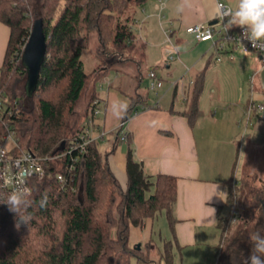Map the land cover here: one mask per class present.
<instances>
[{
    "label": "trees",
    "instance_id": "1",
    "mask_svg": "<svg viewBox=\"0 0 264 264\" xmlns=\"http://www.w3.org/2000/svg\"><path fill=\"white\" fill-rule=\"evenodd\" d=\"M148 1L0 0V22L11 30L0 76V143L8 127H13L18 148L12 153L31 151L44 159L58 156L62 144L67 151L94 114V101L100 99L96 84L106 78L107 70L134 63L139 85L145 75L156 73L152 67L144 73L147 44L133 30L137 8ZM37 20L43 23L47 54L27 106L15 89L27 76L22 54ZM93 34L103 62L89 74L82 55ZM87 91L85 124L73 130L70 117ZM130 99L131 110L137 104L150 108L137 93ZM201 113L195 99L184 114L192 124ZM121 137L118 132L111 152H101L94 141L86 153L73 155L79 156L78 162L67 155L45 164V177L31 181L29 226L17 228L14 214L0 206V264H132L133 259L137 264H157L160 259L173 264L172 242L161 251L153 249L151 240L138 251L131 246L130 232L132 227L143 229L162 212L174 231L178 178L146 174L129 144L123 187L108 160L125 142ZM57 171L64 173L65 183L57 180ZM44 195L47 205L41 208ZM227 201L229 214L221 215L217 224L222 232L217 264H242L251 252L249 236L257 231L264 234V179L246 174L240 184H231ZM235 216L239 223L231 225Z\"/></svg>",
    "mask_w": 264,
    "mask_h": 264
},
{
    "label": "crops",
    "instance_id": "2",
    "mask_svg": "<svg viewBox=\"0 0 264 264\" xmlns=\"http://www.w3.org/2000/svg\"><path fill=\"white\" fill-rule=\"evenodd\" d=\"M218 1L189 0L183 11H178L181 0H163L161 10L158 0L156 6L143 7V17L136 15L134 32L142 22L141 28L137 26L141 36H137L152 43L155 31H149L146 26L154 11L160 12V19L166 18L163 14L166 9L171 15L164 27L161 23L167 37V52L172 54L169 58L164 55L168 77L175 76L168 89L155 93L152 100L142 95V83L139 85L134 78V63L130 64L131 68L127 67V80L117 77L124 80L126 88L121 86L122 81L98 88L103 111L96 119L99 128L92 131L93 136L98 137L104 131L106 135L100 139L106 140L107 147L112 144L113 150L123 123L122 134L129 137L123 143L126 154L132 144L146 174L178 178L176 223L173 237L167 240L174 241L173 264H217L222 239L217 224L219 217L229 210L227 199L231 184L236 185L246 174L264 179V120L258 110L248 114L250 105H264V57L256 52L234 50L232 42L220 40V34L213 41L199 42L186 33V28L195 24L212 26L220 32L221 21L213 19ZM221 1L235 8L236 0ZM229 30L237 33L241 28ZM10 34V28L0 22V76ZM177 46L180 51L175 50ZM155 66L150 65L153 69ZM136 93L148 101L150 108L137 104L131 110L130 96ZM195 99L202 113L191 124L184 113ZM121 102L127 104V110L117 115L114 106ZM128 112L131 115L126 119ZM110 135L113 139H106ZM154 222L149 219L143 229L131 228L133 248L141 244V250H145L152 240L153 249L161 250L153 240Z\"/></svg>",
    "mask_w": 264,
    "mask_h": 264
},
{
    "label": "built area",
    "instance_id": "3",
    "mask_svg": "<svg viewBox=\"0 0 264 264\" xmlns=\"http://www.w3.org/2000/svg\"><path fill=\"white\" fill-rule=\"evenodd\" d=\"M221 4L226 8H231L227 3L221 0L217 2V7ZM163 5V0H159L158 9L161 10L163 8ZM221 27L222 29L219 32L212 26L195 24L187 27L186 33L192 35L199 42L213 41L215 35L220 34V40H224V42H232L234 50H241L244 53L256 52L264 57V51H261L260 49H253L251 44L247 40H240L242 30L237 33H232L230 32V30L225 32L223 21H221ZM149 78V89L158 94V89L162 87L163 81L156 75L155 72L149 73ZM98 88L102 89L103 84L100 83ZM94 106V114L89 118L84 131L71 141V143L68 145L67 151L65 148L62 154L54 157H46L45 159L40 158L31 151H23L19 154L12 153L13 150L18 148V143L14 128L8 127V132L4 135L3 141L0 143V193H2V196L0 195V198H2L6 192H9L17 187V185L22 180L32 194L31 181L32 179H43L45 177V175L47 174L45 164L61 160L67 155L71 156L74 162H78L79 156L77 155H83L84 153H86L89 144L94 141H98L100 138H103L106 135L104 131L100 132V135L98 137H94L92 134V131L96 132L99 128V125L96 123V119L102 114L103 111L101 99H96L94 101ZM254 109L262 113L261 117L264 120V105H250L248 114H250V112H252V110ZM120 128L121 129L119 132L122 136L121 139L126 142L127 136L126 134H122L123 123L121 124ZM9 143H11V146H9ZM75 153L77 155L73 156L75 155ZM55 175L57 180L61 184L65 183L66 177L62 171H57ZM233 220H237L236 216L233 218Z\"/></svg>",
    "mask_w": 264,
    "mask_h": 264
},
{
    "label": "rangeland",
    "instance_id": "4",
    "mask_svg": "<svg viewBox=\"0 0 264 264\" xmlns=\"http://www.w3.org/2000/svg\"><path fill=\"white\" fill-rule=\"evenodd\" d=\"M156 1L158 3V0H149L148 3L144 4L141 7H138L137 8V14H136L137 18H141L144 16L142 14L143 7L150 8L151 6H153V4H155V6H156L157 5ZM164 1L166 2V0H164ZM163 14L165 15L166 18L160 19L159 18L160 12L154 11V15L152 17V20L149 21L150 25L148 24L146 26L149 31H151V30L155 31L153 33V38H154L153 43L151 40L147 41V40H145V38H143V37L141 38L143 41L148 43L147 48H148V52L151 56V60H149L143 66V71H144V73H146V71L148 70V67H150L151 64L156 65L155 69H156V72L158 74V77H162L163 82H164V86L162 87V89L161 88L158 89L159 93H162L164 90L168 89L169 86L174 82L173 80L175 79L174 75L172 77H170V76L168 77V70L166 69V62H165L166 60H164V55H166L165 57H167V58H169L172 55L171 53L167 52V50H168L167 49L168 48L167 37L164 34V29H163V27L166 25V23L169 22V20L171 19L170 18L171 15L167 11V9ZM161 23H162L163 27H161ZM137 26L139 28H141L143 26V23L139 22ZM137 26L135 28V31H136L138 36H141L140 35L141 33H139L137 31ZM97 43H98L97 36H96V34H93L92 39H91L90 44H89V47L83 52V55H82V61L84 63L85 71L89 74L92 73L93 70L103 62V58L97 54ZM128 64L129 65H127V66L113 67L112 69L107 70V72H106L107 77L105 79H102L101 81H98L96 84L97 87H99L100 83H102L103 87H106V88L108 87V84L113 83V82L115 85L119 84V81H122V80L121 79L118 80L117 77H122V78H124V80H127V78L129 77V75H128L129 70L127 69V67L131 68V66H132V65H130L131 63H128ZM170 72H171V70H170ZM123 81L121 83V86L123 88H126ZM142 81L143 82H142V86L140 87V93L142 95H145V97L150 98V100H152V98L155 97V92H153L149 89V85H150L149 77H146V75H145V78ZM25 83H26V78H25V76H22L20 78V80L17 82L15 90H16L17 95L19 97H21L22 102L28 106L30 104V101H29V99L25 93ZM89 89H90V87H89ZM179 96H181V94H179ZM87 97H88V91L85 92V97L83 98V101L81 102V104L78 106V108L75 110V112L70 117V119H71L70 122H71V126H72L73 130H75L79 126L85 124V118L84 117H85V111H86V106H87V102H88ZM106 139H113V137H112V135H110ZM105 141L106 140H102V139H99V141H98L99 150L103 153L110 152L112 150V144H111V147H107L105 144L106 143ZM9 146H11V143H9ZM64 149L61 150V152H63ZM125 149L126 148H125L124 144L119 143L118 147L115 149V152L114 153L112 152L108 156L109 157L108 160H109V163L111 165V168L114 171V173L116 174V176L118 177V179H119L120 183L123 185V187H125L127 184V177H126V172H125V160H126V158H125L126 157V150ZM240 181L241 180H239L238 183H240ZM225 214L228 215L229 210H226ZM171 233H172V230L168 224L166 214H165V212H162L155 219L154 234H153V240L161 248V251L165 248V243L169 242L167 240H169L173 237ZM171 242L173 243L174 241L171 240ZM160 263L165 264V260L160 259ZM132 264H137L135 259L132 260Z\"/></svg>",
    "mask_w": 264,
    "mask_h": 264
},
{
    "label": "clouds",
    "instance_id": "5",
    "mask_svg": "<svg viewBox=\"0 0 264 264\" xmlns=\"http://www.w3.org/2000/svg\"><path fill=\"white\" fill-rule=\"evenodd\" d=\"M188 2L189 0H181L177 10L183 11L184 6ZM213 19L223 21L225 32L233 27L241 28L240 40H247L253 49L264 51V0H236L234 9L226 8L221 4L217 7ZM175 50L180 51L181 49L177 46ZM114 108L116 114L119 115L121 111L126 112L127 104L121 102ZM32 204L31 193L23 180L20 181L17 187L6 192L0 198V205L7 206L9 212L14 214L17 228L21 225L29 226L31 223L32 214L29 212V208H31ZM46 205L47 196L44 195L39 202V206L44 208ZM238 223L239 220H233L231 225ZM234 236L235 233H233ZM232 238H229L228 243L231 242ZM249 240L252 246L251 252L243 260L242 264H264V234L259 231L254 232L249 236Z\"/></svg>",
    "mask_w": 264,
    "mask_h": 264
},
{
    "label": "water",
    "instance_id": "6",
    "mask_svg": "<svg viewBox=\"0 0 264 264\" xmlns=\"http://www.w3.org/2000/svg\"><path fill=\"white\" fill-rule=\"evenodd\" d=\"M47 54L46 36L43 31L41 20L35 21L31 34L24 47L22 54V63L26 69L25 93L27 97H32L36 91L42 64ZM61 150L64 149V143ZM135 250H141V244L134 247Z\"/></svg>",
    "mask_w": 264,
    "mask_h": 264
}]
</instances>
